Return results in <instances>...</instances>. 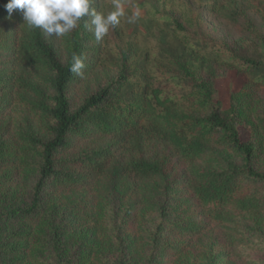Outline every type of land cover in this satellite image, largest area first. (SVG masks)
<instances>
[{"label":"trees","instance_id":"1","mask_svg":"<svg viewBox=\"0 0 264 264\" xmlns=\"http://www.w3.org/2000/svg\"><path fill=\"white\" fill-rule=\"evenodd\" d=\"M6 3L0 0V133L9 127L16 104L32 114L39 127H17L18 147L12 153L0 136V165L11 161L15 166L10 167L37 177L34 201L23 212L30 223L39 217L43 189H91L117 198L132 192L134 200L126 206L130 218L143 208L161 210L160 200L171 194L177 205L168 208L169 216L164 209L156 235L167 243L152 252L155 264H167L204 234L208 223L224 227L234 225L237 215L264 212V192L256 187L264 175L252 169L259 147L254 138L264 134V114L252 115L249 100L264 85V63L222 53L224 72L236 68L253 74L248 87L233 94L230 108L223 110L214 101L212 83L196 78L197 73L177 60L169 63L180 77L158 74L153 80L131 71V47L121 48L108 34L98 41L89 16L70 33L48 37L24 22L21 9H14L9 18ZM164 20L189 41L181 23ZM112 43L116 52L110 59L106 55ZM190 44L208 58L219 50L200 39ZM73 54L84 60L83 75L70 71ZM79 87L84 94L76 102L73 93ZM251 115L252 141L243 142L237 126ZM232 154L240 157V165ZM184 201H192L197 214L189 208L178 211ZM227 231L229 247L246 245L236 229ZM230 255L226 248L220 257Z\"/></svg>","mask_w":264,"mask_h":264},{"label":"rangeland","instance_id":"2","mask_svg":"<svg viewBox=\"0 0 264 264\" xmlns=\"http://www.w3.org/2000/svg\"><path fill=\"white\" fill-rule=\"evenodd\" d=\"M261 2L122 0L126 16L115 28H110L108 35L110 40L114 36L121 48L131 47V71L153 80L158 74L180 77L169 63L177 60L197 73L196 78L211 82L214 101L228 110L232 95L246 89L253 74L236 68L224 72L222 53L226 51L236 55V59L264 63V5ZM254 6L262 10L261 14ZM91 7L107 15L113 10V0H92ZM131 17L133 22H129ZM164 18L181 23L189 41L211 42L219 47L218 52L210 58L204 53H195L191 41L178 36ZM107 49L106 56L113 58L114 43ZM255 91L249 100L252 115L256 117L264 114V85ZM83 94L84 88L79 87L73 93L74 100L78 102ZM252 115L237 126L243 142L252 141ZM8 120L9 127L0 136L12 153L13 147H18L14 130L19 126L38 128L39 122L18 104L11 109ZM254 139L259 147L252 169L264 175V134ZM232 158L240 165L239 156L232 154ZM0 166H5L0 167V264H155L152 260L155 246L167 243L156 235L164 209V215L169 216L168 208L177 205L171 194L160 200L161 210L143 208L130 218L126 206L129 199L134 200L132 192H122L117 198L105 197L91 189L54 193L43 189L39 192V217L30 223L23 212L32 206L37 177H28L10 167L15 166L11 161ZM256 187L264 192V180ZM181 197L189 200V196ZM186 202L180 204L178 211L189 208V213L197 214L195 204ZM207 225L204 234L192 240L182 255L171 258L167 264H264V212L237 215L234 225L222 227L215 222ZM235 229L238 237L247 240L246 245L229 247L231 237L227 230ZM176 242L170 240L172 244ZM226 248L231 249V255L221 259L220 254Z\"/></svg>","mask_w":264,"mask_h":264},{"label":"clouds","instance_id":"3","mask_svg":"<svg viewBox=\"0 0 264 264\" xmlns=\"http://www.w3.org/2000/svg\"><path fill=\"white\" fill-rule=\"evenodd\" d=\"M92 0H8L4 5L9 18L14 9L23 10L24 22L30 27L42 29L48 37H62L78 27L84 16L91 17L95 38L99 41L110 28H115L126 16L122 0H113V10L107 15L91 7ZM134 17L129 18L133 22ZM84 60L72 55L70 71L83 75Z\"/></svg>","mask_w":264,"mask_h":264}]
</instances>
